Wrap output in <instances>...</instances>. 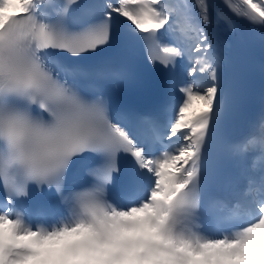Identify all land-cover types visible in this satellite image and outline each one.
<instances>
[{
  "label": "snow or ice",
  "instance_id": "1",
  "mask_svg": "<svg viewBox=\"0 0 264 264\" xmlns=\"http://www.w3.org/2000/svg\"><path fill=\"white\" fill-rule=\"evenodd\" d=\"M236 20L264 30V0H0V264H264V115L215 142L232 101L212 27ZM136 39L169 74L149 114L113 107L126 67L89 62ZM33 186L66 210L33 211Z\"/></svg>",
  "mask_w": 264,
  "mask_h": 264
},
{
  "label": "bare ground",
  "instance_id": "2",
  "mask_svg": "<svg viewBox=\"0 0 264 264\" xmlns=\"http://www.w3.org/2000/svg\"><path fill=\"white\" fill-rule=\"evenodd\" d=\"M215 26L218 29L219 35L223 39V37L225 36L227 26L223 22H220L219 24H216Z\"/></svg>",
  "mask_w": 264,
  "mask_h": 264
}]
</instances>
